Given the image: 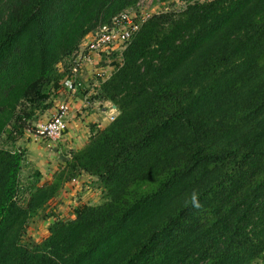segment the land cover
Returning <instances> with one entry per match:
<instances>
[{
	"label": "trees",
	"instance_id": "1",
	"mask_svg": "<svg viewBox=\"0 0 264 264\" xmlns=\"http://www.w3.org/2000/svg\"><path fill=\"white\" fill-rule=\"evenodd\" d=\"M141 1L0 0V264H264V0L152 15L101 83L115 121L51 182H22L19 141L62 99L83 41ZM81 175L106 200L27 245Z\"/></svg>",
	"mask_w": 264,
	"mask_h": 264
},
{
	"label": "crops",
	"instance_id": "2",
	"mask_svg": "<svg viewBox=\"0 0 264 264\" xmlns=\"http://www.w3.org/2000/svg\"><path fill=\"white\" fill-rule=\"evenodd\" d=\"M113 63L115 66H113ZM117 64L118 62L113 58L97 56L93 64L85 65L81 75L83 87L77 94L71 92L69 86L70 82L67 84L62 99L58 102L59 104L66 103L69 106V113L67 115V132L61 141L63 147L55 150L56 158L54 162H59V165L55 167L57 171H59L60 163L65 162L67 156H69V154H64L66 151H78L83 149L89 143L91 137L102 131L111 123L108 101L104 99L103 102H96L89 98L93 91H99L100 89L101 80L97 78V74L101 70L111 74L114 72ZM56 108L57 105L41 117L38 121V125L48 122L55 114ZM41 142L42 139L36 138L28 131L25 137L19 141L18 146L20 149L26 151L28 165H31L33 170L40 171L43 175L41 181L43 185L51 182L55 173L52 174L49 180H44L45 176L42 168L49 155V150L47 147L41 145ZM53 172H55V170ZM62 198L60 193L53 201H60Z\"/></svg>",
	"mask_w": 264,
	"mask_h": 264
},
{
	"label": "built area",
	"instance_id": "3",
	"mask_svg": "<svg viewBox=\"0 0 264 264\" xmlns=\"http://www.w3.org/2000/svg\"><path fill=\"white\" fill-rule=\"evenodd\" d=\"M144 1L146 0L138 4L137 10L124 12L120 16L114 18L110 25L99 27L95 32L89 34L85 38L79 52L76 54L71 69L72 77L69 86L72 93L77 94L83 87L81 75L85 65L93 64L97 56L113 58L112 56L116 52L121 53L127 47L132 37L139 32L141 26L150 19L153 14L147 12V9L143 5V3H145ZM111 75L112 73L110 74L109 72L101 70L97 74V78L103 83L107 81ZM98 96L99 91H93L89 99H93L96 102H103L104 100L97 98ZM108 109L110 112V121L112 123L118 116V110L110 102H108ZM68 113L69 106L66 103H57L56 112L51 119L44 124L36 125L35 130L31 129L29 132L36 138H44L52 142H59L64 138L67 132Z\"/></svg>",
	"mask_w": 264,
	"mask_h": 264
},
{
	"label": "rangeland",
	"instance_id": "4",
	"mask_svg": "<svg viewBox=\"0 0 264 264\" xmlns=\"http://www.w3.org/2000/svg\"><path fill=\"white\" fill-rule=\"evenodd\" d=\"M190 0H175L170 4L160 5L155 3L154 0H146L143 5L150 14H157L168 11L182 10ZM115 60V59H114ZM113 66L115 64L113 63ZM112 66V67H113ZM38 122L31 126L32 130H35ZM42 139V144L49 150V155L43 165L44 180L50 179L53 173H56L55 167L59 165V162L55 161V150L62 148L61 141L52 142L48 139ZM0 146L9 147L5 139H3ZM70 151H66L64 154H69ZM59 170L64 167L65 162L60 163ZM49 166V167H48ZM54 166V167H53ZM55 170V172H53ZM31 165H25L24 172L22 173V182L27 183V179L33 173ZM45 182V181H44ZM60 201H53L47 207V209L41 212L33 221L30 222L27 233L24 238V242L27 245L40 244L49 236V227L51 224L60 219L64 221L73 220L75 217V211L83 206H96L102 204L106 200L104 188L95 178H91L85 175H81L75 181H72L64 186L61 191Z\"/></svg>",
	"mask_w": 264,
	"mask_h": 264
},
{
	"label": "clouds",
	"instance_id": "5",
	"mask_svg": "<svg viewBox=\"0 0 264 264\" xmlns=\"http://www.w3.org/2000/svg\"><path fill=\"white\" fill-rule=\"evenodd\" d=\"M191 203H192V206L196 209H199L201 207V204H200L198 197L195 193L192 195Z\"/></svg>",
	"mask_w": 264,
	"mask_h": 264
}]
</instances>
